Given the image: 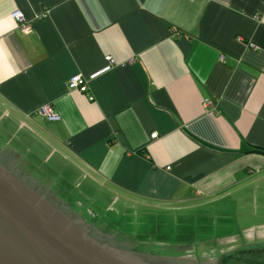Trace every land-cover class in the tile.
<instances>
[{
  "label": "crops",
  "instance_id": "obj_1",
  "mask_svg": "<svg viewBox=\"0 0 264 264\" xmlns=\"http://www.w3.org/2000/svg\"><path fill=\"white\" fill-rule=\"evenodd\" d=\"M75 75L86 91L68 89ZM0 118V154L41 187L68 171L93 205L109 195L107 212L119 205L134 232L227 229L219 255L264 253V0H0Z\"/></svg>",
  "mask_w": 264,
  "mask_h": 264
},
{
  "label": "water",
  "instance_id": "obj_2",
  "mask_svg": "<svg viewBox=\"0 0 264 264\" xmlns=\"http://www.w3.org/2000/svg\"><path fill=\"white\" fill-rule=\"evenodd\" d=\"M258 153L264 155L263 150ZM17 178L0 166V264H152L88 237L69 216ZM74 215L83 223L80 216ZM258 254L264 256L257 253L234 257L239 264H259L250 257ZM145 257L148 261L154 258ZM157 258L175 264H218L220 257ZM226 260L223 257L221 264Z\"/></svg>",
  "mask_w": 264,
  "mask_h": 264
},
{
  "label": "rangeland",
  "instance_id": "obj_3",
  "mask_svg": "<svg viewBox=\"0 0 264 264\" xmlns=\"http://www.w3.org/2000/svg\"><path fill=\"white\" fill-rule=\"evenodd\" d=\"M1 119L2 118H0V130L5 125H8L7 120H1ZM9 130H11L12 132H15V129H12V127L10 126H9ZM24 131L28 132V130L24 128V130L19 133V136L25 135ZM38 164H39L38 166L41 167L39 173L42 175L46 174L48 172L47 170H49L51 167L53 166L56 167V165H58V163H55L54 157L47 164H43L42 161H40ZM11 167L13 170H17V169L19 170L18 173L16 172V176L19 179L24 180L26 184H30V182H32L33 187L31 188L34 191L37 192L39 190L41 193H45L48 196L50 202H52V200L57 201L58 203L56 204L57 207L61 205L68 206L69 204L70 207L72 208V209H69V211L72 212V214H76V212L80 213V207L76 206L77 201H79L81 205H83V209H84V212H81L83 213L81 215V219L83 223L90 225L93 228V231L100 232L101 234H103V238H109L110 241L115 242L117 245H119V247L129 249L130 251H133V252H141V253L152 251L153 254L147 253V256L154 255V257L155 256L156 257H181V258L220 257L219 250H215V247L216 245H219L220 243L219 239L222 238V236H224L225 233H227L225 232V231H228L227 229H225L224 231H220V230L212 228L211 230H208V232H206L205 234L199 233L198 235L191 236L189 240H185L184 239L185 236L179 237L178 234L175 233L177 231V228H176L177 226H179L180 228L184 227L185 229V225H177V224H173L174 221H167L168 224L166 226L159 227V230H158L160 231L159 233L156 232L155 234H152V231L156 229L154 228V226H152V230H151V226H145L141 228L140 230L138 229L137 232L136 231L134 232V225H133L134 220L132 221V223L128 221L126 222L127 224L120 225L121 223L120 217L116 215L119 205H115L114 208L110 212H107L108 210L107 206L110 201L109 195L102 194V193L96 194V196L99 197L100 200L94 205L92 204L91 200H89L87 197L81 196V190L87 188L86 180H82L81 178H79V179H76L75 181V176L73 174H70L67 171L65 172V175H64L67 178L66 183L62 185L60 180L56 177L57 175L56 176L52 175L51 181L53 182L54 187H52L53 190L52 189L48 190L44 187H41L39 184L33 182L31 177H29L28 174L25 173L26 169L22 170L19 164L18 165L16 164L15 166V163H14L12 164ZM37 174H34V175H37ZM74 181H75V185L72 184ZM77 183L78 185L76 186ZM56 184L63 186L62 191H64L65 194L62 191L61 193L54 192L57 189ZM65 202H68V203H65ZM94 206L96 210L93 208ZM88 209L94 210V213L96 211L98 216L100 214V216H102L101 218H104V220L108 222L109 230L106 228L102 229L101 228L102 226L97 225V224L91 225L87 223V221H89V216L87 215V213H89ZM101 213L103 214L101 215ZM89 222L92 223V220ZM111 230L118 231L121 233V235L130 237L131 239H133V241L140 243V246L135 247L134 245L136 244L130 240L129 241L128 240L127 241L115 240L116 235ZM138 232H140V237L146 240L136 239L138 237L137 236ZM141 243L146 245L148 250L146 251L141 250L143 249V245ZM187 244H192L197 248L190 250L188 253L186 251L185 252L180 251L182 248H185ZM201 244H203L205 248H200ZM199 245L200 247H198ZM170 248H173V249H170ZM232 251L233 250H230V251L228 250V251H224L223 253L224 255H226L227 253L231 252L233 254L235 253L237 255H240V252L238 251L232 252Z\"/></svg>",
  "mask_w": 264,
  "mask_h": 264
},
{
  "label": "flooded vegetation",
  "instance_id": "obj_4",
  "mask_svg": "<svg viewBox=\"0 0 264 264\" xmlns=\"http://www.w3.org/2000/svg\"><path fill=\"white\" fill-rule=\"evenodd\" d=\"M15 163V166L16 164L18 165V162H14L13 160H10V159H7L6 156L4 154H0V166H2L3 168L7 169L9 172L13 173V175L17 178L16 176V172L18 173L19 170H13L12 169V164ZM18 179V178H17ZM21 182H23V184L27 187H29L31 190L33 187L32 185V182H30V184H26V182L22 179H19ZM34 191V190H33ZM36 192V191H34ZM36 194H38L40 197H44L46 201H48L49 203H51L53 205V207L57 210V211H60L62 212L64 215L66 214L67 216L70 217V219L74 222H76V224L85 231V233L87 234L88 237L94 239L96 242H98L99 244H102V245H107L109 247H117L119 248L120 250L122 251H125L127 253H130V254H134L142 259H144L146 262H149V263H152V264H175L174 262L170 261V260H164V259H159L157 258L156 256L154 258H151L150 261H148L146 259V255L147 254H142L140 252H133V251H130L129 249H125V248H122V247H119V245H117L115 242L113 241H110L109 238H103V234H101L100 232H95L93 231V228L88 225V224H85V223H82V222H79L78 219L79 217H76L74 214H71L69 209L66 207V206H59L57 207L56 204L57 201H53L50 202L48 196L45 194V193H41L39 190L36 192ZM59 202V201H58ZM78 218V219H77ZM81 218V217H80ZM154 256V255H153ZM225 257V259H227L224 263L222 264H225V263H228V264H231L232 262H235L239 264V262L236 260L238 259L237 257H234L232 255V253H229V254H226V255H220V258L218 259V264H221L222 262V258ZM251 258H254V262H258L259 264H264V256H261V255H255V256H250ZM242 260V259H241Z\"/></svg>",
  "mask_w": 264,
  "mask_h": 264
},
{
  "label": "built area",
  "instance_id": "obj_5",
  "mask_svg": "<svg viewBox=\"0 0 264 264\" xmlns=\"http://www.w3.org/2000/svg\"><path fill=\"white\" fill-rule=\"evenodd\" d=\"M12 17L19 24L20 29L24 34H28L31 32L32 30L31 25L28 22H26L25 18L19 11L13 12ZM239 41H242V39H240ZM248 46L252 49H255V46L252 43L248 44ZM220 59L223 60V56H220ZM106 61L108 66H111L113 64V60L110 57H107ZM67 87L69 90H80L82 92L87 90L86 82L80 75L72 76L67 83ZM209 104H210L209 101L204 102L205 106ZM38 113L49 121L59 120V115L52 109L51 106H44L40 108L38 110ZM156 136L157 134L153 133L151 134L150 137L151 139H154L156 138Z\"/></svg>",
  "mask_w": 264,
  "mask_h": 264
}]
</instances>
